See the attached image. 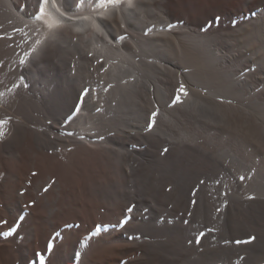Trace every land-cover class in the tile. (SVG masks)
Listing matches in <instances>:
<instances>
[{
    "label": "bare ground",
    "instance_id": "obj_1",
    "mask_svg": "<svg viewBox=\"0 0 264 264\" xmlns=\"http://www.w3.org/2000/svg\"><path fill=\"white\" fill-rule=\"evenodd\" d=\"M183 9L0 0V264H264L231 237L264 217L262 153L224 127L250 113L264 144V10Z\"/></svg>",
    "mask_w": 264,
    "mask_h": 264
},
{
    "label": "rangeland",
    "instance_id": "obj_2",
    "mask_svg": "<svg viewBox=\"0 0 264 264\" xmlns=\"http://www.w3.org/2000/svg\"><path fill=\"white\" fill-rule=\"evenodd\" d=\"M174 1L177 4H181L183 6V8H185V9H183L184 10L183 14H188L189 18L192 21H196V20L198 21V19H200V20L203 19V23L207 24L208 26L210 25L211 22L212 23L218 22L220 20V17L225 15V13H227V12L233 13V14H231V16L236 18L240 15L242 16V15L247 14L249 12H253L255 10L254 6H256V10H258V11L264 10V0H250V5H247L248 0H190L191 2L189 0H174ZM188 7H190L191 9L189 10ZM192 9H193V11H192ZM210 9L214 10V11L212 12V11H210ZM243 10H245V11H243ZM237 11H240L241 13H239ZM181 13H182V11H180V12L177 11V14L174 17V20L179 18ZM203 15L205 17L206 16H208V17L205 19V17H203ZM205 20L206 21L208 20V21L206 22ZM244 44H245V47L239 50L241 55L250 54V53L255 52V50L260 46V41L255 42V43H250V44H247L243 41H239L237 46L240 48ZM253 117L254 116L249 113L247 118H246L244 111H242L240 109H233L231 112L230 120L224 124V127L229 128L231 130H234L236 132V134L238 136L237 144H239V143L246 144V147H247L246 150H248L249 152H251L257 156H258V154L260 155L262 153L261 156L262 155L263 156L262 157L260 156V159H261V161H264V149H263L264 144H261L259 142L260 139L255 134V130H254L255 124H254ZM253 130H254V133H253ZM174 161H192V160L183 159V160H174ZM199 169L200 168L197 167V170H199ZM207 169H208V171H210L209 167L208 168L204 167L202 169L201 173L204 174V173L208 172ZM202 176H204V175H202ZM202 180L205 182L207 179L203 178ZM236 212L238 215H240V212L238 210H236ZM251 228H253L254 230L259 229V228L264 229V217H259V218H255L254 220H252L249 223L248 228L246 230H245V228H239V231H241L240 233L233 232L231 234L233 244L239 245L236 243L237 240L249 241L251 243H252V241L253 242L255 241V242L261 243L262 247H260V248L263 249V252H264V234H262L261 236L258 234H250L248 231H250ZM249 242H247V243H249ZM247 243H242V244L240 243V244L244 245ZM263 252H261V253L259 252L260 253L259 255L264 256ZM208 264H209V262H208Z\"/></svg>",
    "mask_w": 264,
    "mask_h": 264
},
{
    "label": "snow or ice",
    "instance_id": "obj_3",
    "mask_svg": "<svg viewBox=\"0 0 264 264\" xmlns=\"http://www.w3.org/2000/svg\"><path fill=\"white\" fill-rule=\"evenodd\" d=\"M45 2H46V0H45ZM217 19H218V18H217ZM119 39L124 40V39H126V37H124V36H120ZM21 63H24V62L21 61ZM177 93H178V95H176L175 99L173 100V104H175V103H179V102H180V94L187 95V93H186V91H185V89H184V85H183V84H181L180 87L177 89ZM87 95H88V92H87V91H85V92L82 93V97H85V96H87ZM82 97H81V103H83ZM79 110H80L79 107H77L76 112H79ZM156 115H157L156 112H153V113L151 114V117H150V119H149V129H151V127L153 126V124H154V122H155V117H156ZM165 151H167V149H165ZM33 175H35V173H33ZM240 179L243 180L244 177L241 176ZM200 183L203 184L204 181L201 180ZM47 190H48V189L45 188V191H47ZM20 195H24V192L21 191V192H20ZM192 195H193V196L196 195V190H195V189L193 190ZM195 203H196V201L193 200V201H192V204L195 205ZM26 206H27V207H31L32 205H26ZM218 210H219V209H218ZM126 211H127L128 213H131V212L133 211V208H132V207H129ZM23 219H24L23 216L19 217V218H18V221H17L16 223H14L13 225L9 226L8 231L3 232L2 235H3L4 237H10V236H13L15 233H17V232H18V229H19V227H20V223L23 221ZM126 222H127V221H125V223H126ZM7 223H8V221H6V220H4V221H0V224H7ZM184 223H187V221H184ZM101 231H102V228H101L100 225L95 226L94 234L98 235V234L101 233ZM253 239H254V238H253ZM199 242H200L199 239H197L196 243H199ZM247 242H249V241H239V240L236 241L237 244H240V243H247ZM53 247H54V242H50V243L48 244V246H47L46 251L49 252V253H51V252L53 251ZM36 259L38 260V264H45L44 255H43L42 253H37V254H36Z\"/></svg>",
    "mask_w": 264,
    "mask_h": 264
}]
</instances>
